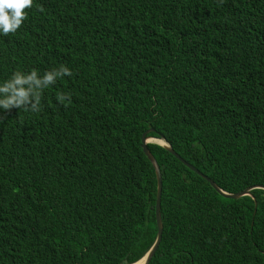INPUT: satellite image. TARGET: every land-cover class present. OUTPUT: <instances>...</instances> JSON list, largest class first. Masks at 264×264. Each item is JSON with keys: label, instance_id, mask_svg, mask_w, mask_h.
<instances>
[{"label": "trees", "instance_id": "trees-1", "mask_svg": "<svg viewBox=\"0 0 264 264\" xmlns=\"http://www.w3.org/2000/svg\"><path fill=\"white\" fill-rule=\"evenodd\" d=\"M26 12L0 35V87L29 90L0 110V264L141 261L158 236L145 134L189 164L148 145L164 226L149 264H264V0Z\"/></svg>", "mask_w": 264, "mask_h": 264}, {"label": "clouds", "instance_id": "clouds-1", "mask_svg": "<svg viewBox=\"0 0 264 264\" xmlns=\"http://www.w3.org/2000/svg\"><path fill=\"white\" fill-rule=\"evenodd\" d=\"M34 0H0V35H8L9 33H15L23 24L27 18L26 9H30L33 6ZM65 74L71 75L70 70L65 69ZM35 73L28 77L26 80L17 78L15 85L27 83L28 80L33 79ZM53 77L51 75L45 76V80L51 81ZM38 83V82H37ZM11 91V95H0V110H10L15 108H26L29 102V90L24 88L14 87L13 84L0 87V94H6ZM60 100H64L61 96ZM39 102L37 98V103ZM35 110V108H33ZM155 139V138H148ZM152 144V143H150ZM149 145V144H148ZM132 264H138V261L133 260Z\"/></svg>", "mask_w": 264, "mask_h": 264}, {"label": "water", "instance_id": "water-1", "mask_svg": "<svg viewBox=\"0 0 264 264\" xmlns=\"http://www.w3.org/2000/svg\"><path fill=\"white\" fill-rule=\"evenodd\" d=\"M148 138L149 137L146 134L143 136L142 147H143L145 155L148 157V159L151 161L152 165L155 168L157 181H158V200H157V210H156L157 225H158V236H157L155 244L149 250L148 254L145 255V257L141 261L138 262V263L141 262L140 264H149L150 263L151 259L154 257V255L156 254V252L160 246V243H161L162 238H163V231H164V226H163L161 213H160V197H161V193L163 190L162 175H161L159 164H158L156 158L150 152V150L148 148V144L152 143V144H158V145L162 146L163 148L168 150L173 156H175L177 159H179L184 165H189V164H187V162L185 160L181 159L178 156V154L173 150L171 144L167 143L165 140H161L158 138L148 140ZM192 168L195 169L194 167H192ZM204 177L210 182L211 186L215 189V191H217L218 194H220L221 196H223L225 198L240 199L244 196L252 197V195H251V191L253 190L252 188L246 189L245 191L240 192V193L230 194V193L224 191L223 189H221L214 181H212L208 177H206V176H204ZM257 188H263V187H257ZM257 188H254V189H257Z\"/></svg>", "mask_w": 264, "mask_h": 264}, {"label": "bare ground", "instance_id": "bare-ground-1", "mask_svg": "<svg viewBox=\"0 0 264 264\" xmlns=\"http://www.w3.org/2000/svg\"><path fill=\"white\" fill-rule=\"evenodd\" d=\"M141 263V262H140ZM140 263H138V264H140Z\"/></svg>", "mask_w": 264, "mask_h": 264}]
</instances>
